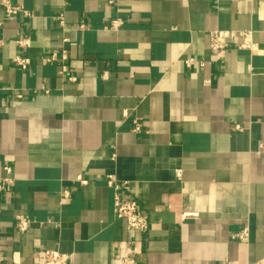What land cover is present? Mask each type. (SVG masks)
<instances>
[{
  "label": "crops",
  "instance_id": "0c3cea01",
  "mask_svg": "<svg viewBox=\"0 0 264 264\" xmlns=\"http://www.w3.org/2000/svg\"><path fill=\"white\" fill-rule=\"evenodd\" d=\"M12 1L28 14L0 5V178L11 179L0 182V264H37L51 248L68 264H114L129 239L137 264L263 258L264 0ZM213 29H252L259 48L231 44L217 59ZM63 46L60 75L43 57ZM109 173L129 181L146 232L115 217ZM245 226L247 247L232 238Z\"/></svg>",
  "mask_w": 264,
  "mask_h": 264
},
{
  "label": "built area",
  "instance_id": "2783aa9c",
  "mask_svg": "<svg viewBox=\"0 0 264 264\" xmlns=\"http://www.w3.org/2000/svg\"><path fill=\"white\" fill-rule=\"evenodd\" d=\"M0 5L3 8L7 16H12L18 13H23L27 15V11L22 7L21 4H16L12 0H0ZM122 20L120 18H115L109 21L107 25L104 26L105 29L117 30L121 27ZM89 25L87 23H79L78 29L85 30L88 29ZM209 36V47L215 53L217 59H221L223 54L226 52L227 48L231 44H235L238 49H246L249 51H255L259 48L257 42L253 40V30L252 29H213L208 33ZM238 37V40H237ZM65 43L68 39L63 38ZM30 39L19 38L16 43L20 46L28 45ZM44 60L47 62H55L59 66V74H64L67 71L66 61L69 58L68 50L64 46L58 51L51 52L45 55ZM12 63L25 70L30 64V58L28 56L16 54L11 59ZM195 59L189 57L184 59V63L187 67H190L194 63ZM69 81H75L74 76L67 77ZM1 90V87H0ZM16 97H21L20 94H16ZM123 115H127V111H123ZM134 128L133 131L139 132L141 130V125L137 119L133 120ZM242 126L240 124H235L234 129L241 130ZM6 173H10L11 168L8 165L3 167ZM180 170H176V176L180 177ZM76 180L80 185H86L87 179L79 176ZM107 184L114 190L113 197V212L117 219H121L125 222L126 229L128 231L136 232H146L150 227V221L147 214L143 213L138 206V203L127 198L123 193L127 192L130 188V183L127 180H120L115 174L109 173L106 175ZM0 182L11 183L9 177L0 178ZM62 198H68L70 196V191L68 189H63L60 192ZM196 213L193 212H183L181 214L182 218L194 216ZM15 226L20 232H25L30 226V220L24 215L16 216ZM232 238L236 240L241 246L247 247L249 245V228L247 226L243 227L239 231L232 234ZM134 240H127L126 244L118 251L114 264H137L134 257ZM69 255L59 251L56 248L43 249L39 252L37 256V264H68ZM246 264H264V257L253 262H248Z\"/></svg>",
  "mask_w": 264,
  "mask_h": 264
}]
</instances>
